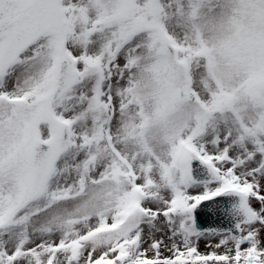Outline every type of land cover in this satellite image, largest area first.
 I'll list each match as a JSON object with an SVG mask.
<instances>
[{"label":"snow or ice","instance_id":"6c2138e0","mask_svg":"<svg viewBox=\"0 0 264 264\" xmlns=\"http://www.w3.org/2000/svg\"><path fill=\"white\" fill-rule=\"evenodd\" d=\"M205 2L0 0V264H264V0Z\"/></svg>","mask_w":264,"mask_h":264},{"label":"rangeland","instance_id":"374dc122","mask_svg":"<svg viewBox=\"0 0 264 264\" xmlns=\"http://www.w3.org/2000/svg\"><path fill=\"white\" fill-rule=\"evenodd\" d=\"M189 2L190 0H183L186 10L189 6ZM225 2L226 0H206L202 6H199L193 10L194 14H198L202 17L200 22L205 25V27L202 28V30L198 33V38L205 43V46H207L209 42L213 41L215 32L219 31L222 22L227 18V12L224 6ZM175 23V21H172L170 25L172 31L177 32L182 37L187 35L182 29L175 27ZM251 44L252 41L248 37L241 35L235 42H233L231 51L234 53H240L241 50L250 51ZM216 63L223 69L225 64L224 53H218ZM242 83L249 84V86L255 90V94L259 95L260 88L262 85H264V77H261V75L257 73L255 77H250L244 80ZM196 89L197 92H193V95L197 97V101L201 105H212L218 102V99L214 97L211 92L200 87L199 83L196 84ZM242 107L247 108L246 105H242ZM182 111L193 112V105L185 104ZM261 115L264 114L254 111H247L246 117L248 119L249 126H252L253 120H255L258 125ZM164 147L166 146L157 143V151L163 150Z\"/></svg>","mask_w":264,"mask_h":264}]
</instances>
